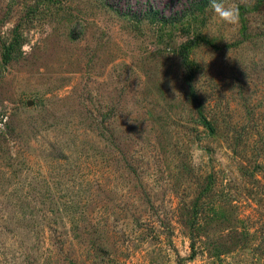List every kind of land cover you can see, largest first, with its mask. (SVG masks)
Returning <instances> with one entry per match:
<instances>
[{"label": "rangeland", "instance_id": "rangeland-1", "mask_svg": "<svg viewBox=\"0 0 264 264\" xmlns=\"http://www.w3.org/2000/svg\"><path fill=\"white\" fill-rule=\"evenodd\" d=\"M227 2L0 0V264H264V0Z\"/></svg>", "mask_w": 264, "mask_h": 264}, {"label": "clouds", "instance_id": "clouds-1", "mask_svg": "<svg viewBox=\"0 0 264 264\" xmlns=\"http://www.w3.org/2000/svg\"><path fill=\"white\" fill-rule=\"evenodd\" d=\"M209 7L215 19L222 25H226L235 30L240 24L241 13L238 4L229 3L227 0H209ZM193 162H197V158L202 155V150L198 147L193 150Z\"/></svg>", "mask_w": 264, "mask_h": 264}, {"label": "trees", "instance_id": "trees-1", "mask_svg": "<svg viewBox=\"0 0 264 264\" xmlns=\"http://www.w3.org/2000/svg\"><path fill=\"white\" fill-rule=\"evenodd\" d=\"M202 40H204V39H202V37L197 36L194 39H192V40H190V41H188L182 45V61L187 67L189 66V49H190V47L200 43ZM9 57H10L9 51H6L4 53V61L7 62L9 60ZM203 122L210 130L211 129L213 130L210 121H208L207 119L204 118Z\"/></svg>", "mask_w": 264, "mask_h": 264}]
</instances>
